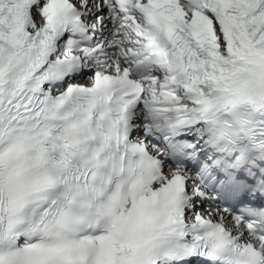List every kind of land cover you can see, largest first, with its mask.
<instances>
[{
  "label": "snow or ice",
  "instance_id": "6c2138e0",
  "mask_svg": "<svg viewBox=\"0 0 264 264\" xmlns=\"http://www.w3.org/2000/svg\"><path fill=\"white\" fill-rule=\"evenodd\" d=\"M0 264H264V0H0Z\"/></svg>",
  "mask_w": 264,
  "mask_h": 264
}]
</instances>
